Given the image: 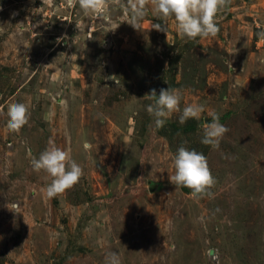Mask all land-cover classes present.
<instances>
[{
  "label": "rangeland",
  "instance_id": "obj_1",
  "mask_svg": "<svg viewBox=\"0 0 264 264\" xmlns=\"http://www.w3.org/2000/svg\"><path fill=\"white\" fill-rule=\"evenodd\" d=\"M128 19L0 0V264H264V0H231L219 35L196 41L174 18L152 29L151 4L139 30ZM161 88L180 90L181 112L157 128L145 95ZM12 103L30 111L18 133ZM190 104L204 111L181 124ZM212 112L229 129L218 149L201 143ZM49 139L83 169L52 199L31 165ZM180 146L207 157L211 196L170 182Z\"/></svg>",
  "mask_w": 264,
  "mask_h": 264
},
{
  "label": "clouds",
  "instance_id": "obj_2",
  "mask_svg": "<svg viewBox=\"0 0 264 264\" xmlns=\"http://www.w3.org/2000/svg\"><path fill=\"white\" fill-rule=\"evenodd\" d=\"M67 2L69 6L78 3L85 15L94 14L96 19H100L101 13L111 5L123 6L129 15L127 23L134 30H139L140 23L147 14L148 5L151 4L156 18L162 22L152 24L151 28L165 32L166 22L174 18L178 36L188 42L196 41L198 38L217 37L220 33L218 16L226 10L231 0H127L126 6L123 0H67ZM103 19L107 20L109 17L104 16ZM255 36L264 40V30L256 32ZM145 97L154 101L146 110L153 117L157 128L164 127L175 113L181 112L182 94L179 89L161 88L158 95L156 90L152 89ZM203 111L202 105L190 104L183 108L179 122L184 124L189 119H199ZM7 116L8 129L18 133L29 123L30 111L24 103H12L8 106ZM209 116L211 122L203 127L201 143L218 149L229 129L220 122L221 118L217 113L212 112ZM83 147L90 150L92 146L85 142ZM171 159L174 174L169 176V180L172 184L190 189L192 195L196 197L212 195L210 189L216 181L211 174L207 157L203 153L180 146ZM31 165L34 171H43L51 178V183L46 188L49 199L71 190L83 176L82 167L72 159L69 151L58 147L53 139H49L48 147L39 154L38 158L32 157ZM16 207L18 205H12V209ZM105 264H121L118 254L109 253Z\"/></svg>",
  "mask_w": 264,
  "mask_h": 264
}]
</instances>
